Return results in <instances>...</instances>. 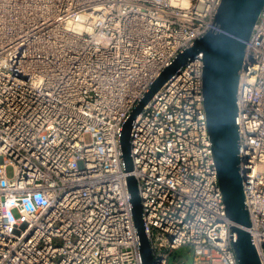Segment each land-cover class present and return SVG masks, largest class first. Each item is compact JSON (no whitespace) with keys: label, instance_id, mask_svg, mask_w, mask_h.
I'll return each instance as SVG.
<instances>
[{"label":"built area","instance_id":"built-area-1","mask_svg":"<svg viewBox=\"0 0 264 264\" xmlns=\"http://www.w3.org/2000/svg\"><path fill=\"white\" fill-rule=\"evenodd\" d=\"M220 3L0 0V264H143L130 174L154 264H186L174 257L185 246L192 264H239L208 133L202 53L133 121L131 172L120 148L132 109L178 53L217 28ZM245 44L237 162L246 229L264 264V7Z\"/></svg>","mask_w":264,"mask_h":264},{"label":"water","instance_id":"water-1","mask_svg":"<svg viewBox=\"0 0 264 264\" xmlns=\"http://www.w3.org/2000/svg\"><path fill=\"white\" fill-rule=\"evenodd\" d=\"M264 7V0H221L215 15L216 29L197 38L193 45L178 53L155 79L150 89L132 109L120 133V148L126 172L132 171L130 134L132 123L163 84L198 53L204 60V110L212 143L219 185L228 218L236 233L233 249L239 264H261L251 233L242 178L238 168L239 129L237 90L245 42ZM132 214L140 241L143 264H154L150 241L145 231L143 207L134 175L127 177Z\"/></svg>","mask_w":264,"mask_h":264},{"label":"rangeland","instance_id":"rangeland-1","mask_svg":"<svg viewBox=\"0 0 264 264\" xmlns=\"http://www.w3.org/2000/svg\"><path fill=\"white\" fill-rule=\"evenodd\" d=\"M85 140L88 141V142L91 140V137H90L89 134L85 135ZM13 171H14L13 170V166H11V165L7 166L6 173H7L8 177H12ZM174 257L185 261L186 264H192V262L194 261L193 250L190 247H188V246H185V247L177 249L175 254H174ZM202 264H206V263H202ZM215 264H220V263L217 262Z\"/></svg>","mask_w":264,"mask_h":264}]
</instances>
